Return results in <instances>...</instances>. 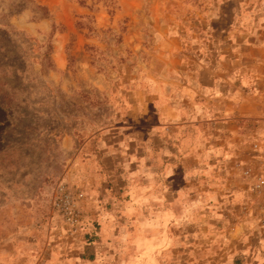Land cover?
<instances>
[{
    "label": "rangeland",
    "instance_id": "obj_1",
    "mask_svg": "<svg viewBox=\"0 0 264 264\" xmlns=\"http://www.w3.org/2000/svg\"><path fill=\"white\" fill-rule=\"evenodd\" d=\"M251 5L0 0V264H81L72 251L94 241L102 227L96 212L114 208L86 186L125 193L127 180L153 173V158L135 153L138 145L146 153L168 146L158 141V104L177 84L212 81L206 64L217 65L224 37L251 17ZM244 151L229 159L219 196L216 185L193 180L194 196L176 203L164 242L155 244L158 225L172 211L150 216L168 203H136L148 217H111L115 227L132 228L123 264H252L249 245L264 241V217L254 216H264V193L237 165L248 161ZM63 193L80 210L75 225L55 206Z\"/></svg>",
    "mask_w": 264,
    "mask_h": 264
},
{
    "label": "crops",
    "instance_id": "obj_2",
    "mask_svg": "<svg viewBox=\"0 0 264 264\" xmlns=\"http://www.w3.org/2000/svg\"><path fill=\"white\" fill-rule=\"evenodd\" d=\"M250 8L251 17H242L238 20V29L224 37L217 65L212 69L206 64L214 75L212 81L188 82L183 89L177 84L170 90L169 97L165 96L164 102L158 104V141L168 142V146H165V150L160 144L146 153L138 145L135 153L136 159L143 155L145 160L147 154L153 158V173L147 176L142 172L136 180H127L125 193L119 189L113 193L109 190L110 185L103 184L101 188L93 184L86 186L91 192L96 187L95 195L103 192L113 202L114 208L102 207L101 212L104 214L96 212L102 227L96 232L94 241L85 247L87 253L84 247H79L72 251L71 258L80 255L81 264H119L121 260L122 264L125 263L121 255L122 247L132 228L125 230L115 227L111 217L120 215L123 219H129L140 213L144 215L146 212L141 211L136 204L139 202L154 205L168 203L153 210V215L146 213L144 216L159 219L158 215L165 210L172 211L166 224L158 225L160 237L155 240V244L164 242V229L175 222L180 213L175 207L176 203L194 196L192 192L196 191L194 186L197 185L193 183L194 179L206 180L207 186L216 185L219 196L225 188L220 184L224 183L223 179L229 172V159L246 154L244 150L248 158L251 152L254 157L255 152L251 147H246L245 141H252L253 144L257 138H264L259 121L256 123L258 118L264 116V0H252ZM244 9L245 5H241L242 14ZM108 171L111 174V169ZM117 202H121V212L117 209ZM129 206L133 207L131 211ZM260 213L256 211L254 216L263 218ZM144 227L150 231V225ZM259 230L264 234V223ZM249 250L252 264H264L263 240L249 245Z\"/></svg>",
    "mask_w": 264,
    "mask_h": 264
},
{
    "label": "built area",
    "instance_id": "obj_3",
    "mask_svg": "<svg viewBox=\"0 0 264 264\" xmlns=\"http://www.w3.org/2000/svg\"><path fill=\"white\" fill-rule=\"evenodd\" d=\"M260 128L264 134V117L259 121ZM252 151L255 152L252 158V152L250 158L247 160H239L237 165L242 170V175L251 184V188L255 192L264 193V138H257L253 142ZM252 159L253 162L249 160ZM249 163H247V162ZM55 206H58L66 215H68V221L72 224H77L80 221L81 214L79 208L75 207L74 199L68 193H63L59 200L56 201Z\"/></svg>",
    "mask_w": 264,
    "mask_h": 264
}]
</instances>
